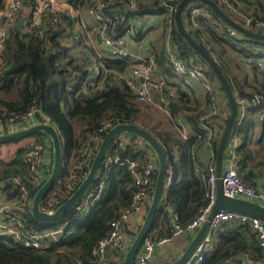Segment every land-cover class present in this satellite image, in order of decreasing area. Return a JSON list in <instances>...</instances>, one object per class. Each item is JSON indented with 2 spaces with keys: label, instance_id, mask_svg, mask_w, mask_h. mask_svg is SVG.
I'll return each mask as SVG.
<instances>
[{
  "label": "trees",
  "instance_id": "obj_1",
  "mask_svg": "<svg viewBox=\"0 0 264 264\" xmlns=\"http://www.w3.org/2000/svg\"><path fill=\"white\" fill-rule=\"evenodd\" d=\"M161 1H137V6L133 9L127 5L126 0H109L105 9L110 15L121 12L125 19H132L144 14L167 12L165 7L160 6ZM213 1L229 18L235 20L219 0ZM229 1L246 14L264 19V16L251 8H242L239 0ZM195 3L211 11L205 4L198 1ZM73 5L87 8L92 4L91 0H74ZM165 14L166 26L171 27L170 40L179 56L187 60L189 56L194 55L205 64L208 76L218 80L210 66L190 48L177 31L174 13ZM124 24V20L116 24L118 33ZM202 27L206 39L211 43L210 47L204 45L198 32L187 31L215 59L227 77L234 95L250 100L254 94H264V88H254L252 92L245 91L229 68L220 62L221 54L229 51L241 59L247 56L264 59V40L246 36H225L209 22H204ZM61 28L60 25L53 31L49 28L45 37H39L34 33L23 32L16 26L11 27L6 44L0 52V109L22 113L35 106L49 116L61 140L62 164L59 177L68 174L82 142L89 136L98 134V129L106 121L114 125L133 123L145 128L161 144L167 159V170L173 171L172 182L165 189V204L158 207L149 234L172 235L175 225L172 223L173 213L177 215L176 224L184 228L206 203L208 163L205 165L199 163L196 149L203 142L208 143L213 153L211 159L216 160L220 136L215 139L208 138L205 127L218 124L217 114H213L212 109L208 113L200 110L199 105L192 102V98L186 92L178 85L174 88L170 83L172 85H167L173 86L175 97L168 106L169 115L174 121L178 115H182L194 133L183 137L172 129H157L147 124L145 118L148 117L143 111L145 108L136 100L135 93L121 80H117V77L131 66L132 57H98L99 64L103 70L105 69V80L109 82V86L99 94L86 93V81L90 76L86 58L79 59L71 52L70 47L62 44ZM146 31L139 28L134 39H140ZM241 43L245 46H240ZM250 68L264 74L258 67ZM218 84L225 95L219 80ZM263 107L264 103L259 104L240 124L235 123L232 130V134L238 133L243 139L242 144L236 149L240 175L252 185H254L251 179L252 171L246 169L251 158V150L247 147V135L258 121V114ZM143 115L144 118H141ZM227 118L228 116L222 122L226 123ZM44 135H46L44 132L31 134L37 140L43 139ZM110 149L111 147L108 150ZM147 149L140 148L131 141L111 150L121 159L141 163ZM25 152L26 148L19 149L10 162H0V181L4 180L0 189L5 192L6 199L16 197L19 192L18 186L7 180L8 177L20 176L26 183L28 165L24 160ZM103 168L104 162L101 161L98 169ZM155 181L156 173L152 177L153 186ZM52 189L51 186L48 191ZM29 190L30 196L34 197L35 190L31 188ZM134 191L135 185L128 164L113 163L109 167V177L102 195L86 212L78 210L73 205L64 210L56 220L44 221L35 218L31 213V207L26 206L24 215L28 226L39 230L62 227L60 238L51 242L49 247L38 249L22 246L7 248L0 242V264H92L93 246L109 232L111 221L117 218L120 211L131 205ZM163 221L167 225L166 228L162 227ZM214 240L215 245L203 253L202 260L197 264H227L228 261L241 264L239 257L242 255L249 257L251 264H262L263 258L257 240L249 247L238 226L217 232Z\"/></svg>",
  "mask_w": 264,
  "mask_h": 264
},
{
  "label": "built area",
  "instance_id": "obj_2",
  "mask_svg": "<svg viewBox=\"0 0 264 264\" xmlns=\"http://www.w3.org/2000/svg\"><path fill=\"white\" fill-rule=\"evenodd\" d=\"M74 0H0V52L3 50L9 31L18 19H23L20 27L23 32L34 33L39 37H45L49 28L56 30L60 25L62 33L60 39L63 45L71 49L77 47L80 50L89 52L87 66L90 69V76L86 81L85 92L89 94H99L107 89L109 82L105 80V69L103 70L97 58L99 55L93 44V38H98L101 46L115 57H133L127 50L125 42L127 38H134L139 27L133 19H125L121 12L110 15L105 9L109 0H91V6L86 8V13L93 19L96 27L91 28L81 15V8L73 5ZM120 1V0H119ZM138 0H126L130 8H136ZM179 0H163V5L169 15L176 9V2ZM235 19L234 22L242 27L255 32L264 33V19L254 17L251 14L239 10L229 0H219ZM182 21L188 31H196L201 37L204 45L210 47L211 43L203 33L202 24L209 22L218 32L225 36H242L236 29L225 23L221 18L215 16L208 8L199 6L195 2L188 3L182 12ZM124 20L125 24L120 33L118 22ZM168 28L167 34V63L172 72L182 80H197L206 94L212 106V113L217 114L218 103L212 81L207 74L205 64L191 55L185 60L180 57L175 46L170 40ZM142 31L148 30V26H143ZM75 45V46H73ZM250 67H258L264 72V59L247 56L242 58ZM153 57L149 56L139 62L140 65L132 67L128 76L121 74L117 80L125 83L136 96L140 103H147L156 106L159 110L169 114L168 106L175 97V90L167 85L164 80H153L151 71L153 67ZM238 106V115L235 123L240 124L247 114L255 110L259 104L264 103V94H254L252 99L234 95ZM258 122L264 127V107L258 114ZM30 122L34 125L40 123L52 124L49 116L39 108L32 106L28 111L17 113L0 109V135L12 133L14 126L25 125L30 127ZM118 125V124H117ZM33 126V125H32ZM54 126V125H53ZM113 123L106 121L99 129V133L89 136L81 144L80 151L73 161V165L65 176L55 179L53 189L47 191L40 201L39 208L47 214H53L57 208L67 201L77 190L86 178L94 157L106 133L113 127ZM225 123L219 122L213 127H205L208 138L215 139L220 136ZM23 128V129H24ZM133 141L140 148H148L143 162L121 159L111 149H117L127 142ZM242 136L238 133L231 134L227 143L221 171L222 191L225 195L234 198H241L258 202L264 205V191L246 182L240 175L238 166V155L236 149L242 144ZM211 146V145H210ZM111 147L110 151L108 150ZM24 160L28 165V176L24 183L20 176L8 177L7 180L14 182L18 186V194L11 199H4L0 196V242L7 248L22 246L31 248H47L51 242L60 238L62 227L47 228L39 230L28 226L24 215L26 206L32 207L33 197L30 190L37 192L48 179L53 166V144L48 136L43 139H32L24 154ZM104 168L97 170L94 179L90 183L81 198L74 204L78 210L88 211L102 195L107 179L109 177V167L113 163L128 164L133 177L135 191L131 205L120 211L117 218L111 221L109 232L101 237L91 250L92 264H108L113 261L121 262L137 235L148 209L151 205L154 186L152 185L153 174L158 171V159L152 147L140 136L130 132H120L116 134L110 142L104 157ZM206 203L198 213L181 228L176 224L177 215L173 213L172 223L174 231L172 235L148 234L140 244L135 257V264H149L155 249L171 241L172 236L179 233H187L192 237L207 220V217L214 205L217 195V173L216 160H210L206 166ZM173 171L167 170L164 179V189L172 182ZM165 191L163 192L159 206L165 204ZM139 218L141 224L136 230L128 235L131 229V218ZM226 222L247 225L254 233L255 239L261 249L264 260V222L257 217L237 213L232 211H218L210 221L209 229L203 240L197 245L195 251L184 262V264H197L202 260L203 253L212 248L215 234L225 227ZM128 238V239H127ZM227 264H234L228 261Z\"/></svg>",
  "mask_w": 264,
  "mask_h": 264
},
{
  "label": "crops",
  "instance_id": "obj_3",
  "mask_svg": "<svg viewBox=\"0 0 264 264\" xmlns=\"http://www.w3.org/2000/svg\"><path fill=\"white\" fill-rule=\"evenodd\" d=\"M142 2H149L152 0H138ZM240 6L242 8H248L252 9L256 13L264 16V0H239ZM160 6H163V0L160 3ZM166 9V8H164ZM81 15L85 19L86 24L88 27L94 28L96 27L95 22L93 19L86 13V8H81ZM167 11V9L165 10ZM168 13V12H165ZM163 13H155V14H144L141 16H136L133 19V22L137 25L139 28H143V26H148V29L145 32V35L141 37L140 39H134V38H127L125 42V46L127 50L131 52L133 55L131 66H129V69L126 72H122L124 76H128L130 70L132 67L140 65L139 62H141L142 59L149 57L150 55H153V67L151 71V77L153 80H164L168 85H172L175 88V85H178L184 92H186L191 98L192 102L199 105V109L203 110L205 113H208L210 109H212V106L210 102L208 101L206 94L203 92L199 82L194 79L189 80H181L177 76H175L168 66L167 63V52H168V44H167V34H168V28L166 26V14ZM153 15V20L151 22L152 25L146 24V18L147 16ZM145 20V21H144ZM116 32V30H114ZM151 39L150 42L147 41V39ZM93 44L95 49L97 50V54L99 57H113L117 58L113 55H111L109 52H107L100 44L98 38H93ZM75 46V45H73ZM71 52L74 53L79 59L86 58L87 63V57L90 55L89 52L84 50H80L79 48L75 47L71 49ZM230 56L234 57V53ZM237 58V57H236ZM236 60V59H235ZM239 60V61H238ZM238 62L232 63V65H228L231 67L230 72L231 74L237 78V81L239 80V77L242 76L244 81H238L245 91L252 92L254 88H264V74L261 73L258 70L251 69L250 66H248L240 57L238 56ZM247 67H246V66ZM228 67V68H229ZM172 73H170V72ZM243 71V72H242ZM241 74V75H240ZM212 81V86L215 90V94L217 97V103H218V113L216 117V120L219 122H222L230 112V106L227 100L226 95H224L223 91L220 89L218 80H214L210 78ZM172 83V84H170ZM171 86V88L173 87ZM141 106H149L147 103H139ZM163 112V111H162ZM164 113V112H163ZM166 114V113H165ZM166 121L160 122L156 126H161L160 128H168L172 129L173 131H176L180 136H190L194 133V131L191 129V127L188 125L186 120L182 115H178L174 120H172V117L169 114H166ZM141 118H144V115L141 116ZM146 123L149 124V119L145 118ZM34 125L33 122H30L29 126ZM257 126L259 129L256 131ZM25 127V125H17L14 126L12 131L21 130ZM253 132L254 134L257 133L254 137V141L247 142V147L251 150V158L248 161V166L246 169H251L252 171V177L251 179L254 182V185L264 191V127L263 125L256 121L254 125L251 127L250 132ZM48 135H44L43 138H47ZM35 139L34 136H25L22 138H19L17 140H13L10 142H6L3 144H0V162L8 163L10 162L13 157L15 156L16 152L19 149L26 148L28 143ZM256 140V141H255ZM196 152L198 154L199 163L202 165L207 164L211 158H212V149L208 143L203 142L201 145H199L196 149ZM3 182L4 180L0 181ZM2 187V185L0 186ZM165 191V189H164ZM0 196L2 198L5 197V192L0 189ZM171 209H169V212ZM161 220V217H159ZM131 223V229L128 230L127 237L136 230L137 227L141 224V220L139 218L132 217L130 220ZM232 226H238L239 231L241 232L243 238L245 239L246 243L250 247L255 239L254 233L252 230L245 224H236L234 222H226L224 229H227ZM162 227L166 228L167 225L163 221ZM193 237L187 233H179L172 236V239L170 242L166 243L167 245L159 246L155 249L153 256L149 262V264H170L173 262L176 258H178L184 250L187 248L190 239ZM128 239V238H127ZM169 245V246H168ZM215 245V240L213 238L212 247ZM239 262L241 264H251V259L249 257H246L244 255V259L239 257ZM119 262L113 261V258H111V261L108 264H118ZM264 264V260L261 262ZM234 264H239L234 262Z\"/></svg>",
  "mask_w": 264,
  "mask_h": 264
},
{
  "label": "water",
  "instance_id": "obj_4",
  "mask_svg": "<svg viewBox=\"0 0 264 264\" xmlns=\"http://www.w3.org/2000/svg\"><path fill=\"white\" fill-rule=\"evenodd\" d=\"M196 1L201 2L205 4L206 6H208L211 9V12L215 16H218L225 23H227L228 25L236 29L242 36L264 40V33L251 31L237 24L231 18H229L227 14H225V12H223V10L213 0H180L176 6V9L174 12V18H175V24H176L177 31L184 38V40L188 43L190 48H192L193 51L199 57H201L206 62V64L210 66V68L215 72L217 79L219 80V82L224 88L225 95L227 97V100L230 106V112L226 120L225 126L223 128L221 138L219 140L218 147H217V152H216L217 195H216L214 205L207 217V220L198 229V231L193 236V238L190 239V242L187 248L178 258H176L170 264H184V262L195 251L197 245L206 236L208 229H209L210 221L218 211L226 210V211H232V212H237V213H244V214L257 217L264 222V205H261L258 202H254L250 200L229 197L225 195L222 191L221 178H220L221 171H222V163L224 159L226 146L231 137L233 126L235 124V120L238 115V106L235 100L234 93L229 84V81L227 77L223 74V72L221 71L215 59L202 45H200L196 40L193 39V37L189 34V32L184 27V24L182 21V12L188 3L196 2ZM22 24H23V19L20 18L15 23V26L20 28ZM0 78H1V75H0ZM124 131L132 132L135 135L140 136L143 140H145L155 151L157 155V159H158V171L156 174V181H155L151 205L148 209L146 217L137 235L135 236L134 240L132 241L130 247L128 248L125 254L124 260L118 263V264H135V257L140 247V244L145 238V236L148 234V232L150 231L152 223L155 219L156 212H157L160 200L164 192V179L167 173V159H166L165 152L161 144L159 143V141L150 132H148L145 128L137 124H133V123L132 124L122 123V124H118L115 127L111 128L106 133L105 137L103 138L99 146V149L94 157L90 170L86 178L84 179V181L77 188V190L72 194V196L67 201H65L63 204H61L53 214H47L41 211L39 208V205H40V201L42 200L43 196L46 194L48 189L52 186L53 182L57 178L60 172V169H61V164H62L61 140H60L58 131L55 128V126L51 124L40 123V124L30 126L28 128L17 130L12 133L2 134L0 135V144L10 142L13 140H17L19 138L29 136L36 132H44L51 138L52 144H53L52 170L46 182L40 187V189L36 192V194L33 197L31 213L37 219L44 220V221H53V220H56L64 210L73 206L81 198V196L84 194V192L89 187L92 180L94 179V176L101 164L104 154L110 142L112 141L113 137L116 134L120 132H124ZM1 185H3V182H0V186ZM165 245L167 244H163V246ZM241 258L244 259V256L242 255Z\"/></svg>",
  "mask_w": 264,
  "mask_h": 264
},
{
  "label": "rangeland",
  "instance_id": "obj_5",
  "mask_svg": "<svg viewBox=\"0 0 264 264\" xmlns=\"http://www.w3.org/2000/svg\"><path fill=\"white\" fill-rule=\"evenodd\" d=\"M148 18H146V24H148V25H152L151 24V22H152V18H153V15H148L147 16ZM147 41L148 42H150L151 41V39H149V37H148V39H147ZM240 46H245V44L244 43H241L240 44ZM232 53L229 51V53H227V52H224L223 54H221V63H222V65L224 66V67H229L228 65L230 64V65H232L233 66V64L232 63H236V62H238L239 60H238V55H236V54H234V57H232V56H230ZM237 57V58H236ZM238 60V61H236V60ZM241 59V58H240ZM236 61V62H235ZM232 66H230L229 67V69H231V67ZM246 66V65H245ZM247 67V66H246ZM228 70V69H227ZM243 72V71H242ZM241 75V74H240ZM238 81H241V82H243L244 81V79H243V77L242 76H240L239 77V80ZM145 109H143V111H145L146 112V116L148 117V119H149V124L150 125H153L155 128H157V129H159L161 126H156L157 124H159L160 122H164V121H166L167 119H166V114L165 113H163L162 112V110H159L156 106H154V105H152V104H149V106H143ZM259 129V127L257 126V128H256V131ZM255 135H257V133H253L252 131L250 132L249 131V133H248V135H247V142H250V141H254V136ZM256 141V140H255Z\"/></svg>",
  "mask_w": 264,
  "mask_h": 264
}]
</instances>
